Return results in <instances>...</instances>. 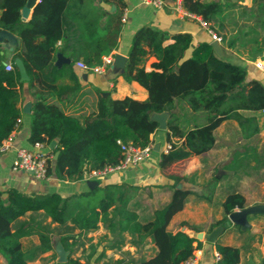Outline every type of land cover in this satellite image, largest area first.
Returning a JSON list of instances; mask_svg holds the SVG:
<instances>
[{
  "label": "trees",
  "instance_id": "1",
  "mask_svg": "<svg viewBox=\"0 0 264 264\" xmlns=\"http://www.w3.org/2000/svg\"><path fill=\"white\" fill-rule=\"evenodd\" d=\"M114 1L120 3L117 2L118 10L102 27L97 10L87 6L89 0H38L27 20L21 18L25 0H0V29L13 32L21 40V45L13 51V68L10 70L4 66L0 48V143L15 129L20 117L17 103L21 82L14 63L17 56L23 60L29 75L28 84L34 88L29 140L33 144H48L57 139L58 145L47 154V174L60 179L86 178L92 170L118 164L122 158L118 140L136 147L151 143V135L158 127V122L150 117L152 112H169L166 141L170 147L160 153L162 167L213 148L214 130L225 119L237 121L244 139L257 138V117L241 111L264 109V83L255 78L246 80V68L217 57L210 42L193 45L190 32L169 34L153 25H143L133 34L123 72L127 78L144 86L148 97L144 100L131 96L101 97L95 111L84 118L65 113L58 101L50 97V90H56L55 82L61 72L53 64L56 43L62 40L63 53L74 58L82 56L80 60L88 65L100 64L102 56L109 54L116 44L122 19L124 3ZM254 1L257 3L253 9L254 25L264 27V0ZM181 3L188 12L201 16L222 40L227 38L223 32L225 24L219 16L220 2L181 0ZM256 26L239 31L259 33ZM254 38L256 43L259 42ZM227 40L231 46L237 41L232 37ZM248 40L243 39L245 43ZM261 49H264V42L252 47L250 52ZM150 56H154V60L147 66ZM70 75L75 77L72 71ZM176 98L183 100L191 111L202 112L203 123L185 129L172 112ZM55 151H58L56 158L52 155ZM233 155H240V160L245 163L243 173L250 168L251 157L261 159L258 166L264 163V153L257 152V145L246 146ZM134 188L126 183L107 182L67 196L57 192L25 194L15 188L9 189L5 198L0 193V253L6 259L5 264H26L22 233L12 231L10 226L12 220L25 211L44 209L59 223L72 219L84 228H94L112 205L120 214L122 225L136 231L141 239L150 235L158 248L155 255L139 264H180L193 254L196 238L184 230L171 231L168 224L184 207L190 191L173 188L166 203L141 219L129 207ZM222 205L225 215L221 221H225L235 207L243 208L247 204L241 192L227 190ZM182 224L195 229L187 222ZM41 238L49 237L42 233ZM216 247L220 253L219 264L238 263V247L221 243ZM65 264L81 263L69 257ZM260 264H264V256Z\"/></svg>",
  "mask_w": 264,
  "mask_h": 264
},
{
  "label": "crops",
  "instance_id": "2",
  "mask_svg": "<svg viewBox=\"0 0 264 264\" xmlns=\"http://www.w3.org/2000/svg\"><path fill=\"white\" fill-rule=\"evenodd\" d=\"M215 1L221 3L222 10L219 16L225 24L223 32L227 38L237 39L234 46L227 43V38L217 41L218 50L214 51L215 55L223 60L244 66L247 70L246 80L255 78L264 83V49L254 50L253 55L250 52L252 47L262 45L264 42V27L254 25L256 23L253 9L256 8L257 3L254 0ZM117 2L89 0L87 6L97 10L99 23L104 27L108 17L118 10ZM122 2L124 9L120 6L123 10L121 16L124 15L125 18L121 19L116 44L109 54L105 55H111L112 58L116 52L128 55L133 34L143 25L156 26L169 34L188 31L192 35L193 45L202 41H211L207 27L202 24L201 16L188 12L182 6L181 0H166L162 7L142 4L139 0H122ZM32 10L33 8L24 20L30 18ZM248 26H256L255 29H258L259 33L254 30L249 33L247 30L239 31ZM241 35L244 37H238ZM15 36L16 43L13 44V49L10 48L9 41L0 42L4 64L11 62L13 51L21 45L20 38L16 34ZM254 37L258 38L259 42L256 43ZM243 39L249 40L245 43ZM62 44V40L56 43L57 51L53 64L61 72L55 82L56 90H50V97L58 101L65 113L84 118L95 111L101 97L131 96L139 100L148 97V91L144 86L136 80L127 78L123 73L108 78L106 75L108 67L101 73L81 68L76 61L82 59V56L74 58L69 53H63ZM60 56L67 58L68 61H59ZM153 60L154 56H150L146 65L148 66ZM71 71L75 77L70 75ZM20 82L17 103L20 109L19 121L9 135L11 147L0 154V193L2 197L5 198L11 188L25 194L57 192L62 196H67L91 190L107 182H117L133 185L135 195L142 193L144 196L142 202L153 205L154 209L169 200L173 188L188 189L190 194L185 205L172 216L168 229L171 231L184 230L196 238L194 241L196 247L193 251L194 264H216L217 243L234 245L239 248L237 264H260L264 256V214L249 215L250 228L242 229L239 225L231 223L222 228L214 241L207 240L206 236L212 229L222 226L227 220L221 221L225 215L222 202L227 190L241 192L247 205L264 202V194L256 201L248 202L247 196L236 187L239 180L223 174L224 158L221 153L229 150L240 151L251 145H257V149H260L261 145L264 147L263 110L241 111L245 115L257 117L259 131L256 139H244L241 137L237 121L225 119L214 130L216 141L213 148L203 154L191 155L175 161L166 167L160 165V153L166 151L167 144H169L166 141V129L157 127L151 137L153 147L156 143L159 144V151L153 149L148 158L124 170H113L102 176L90 178L99 182L90 188L87 178L60 179L53 174L37 178L29 170L13 167V161L19 148L41 150L48 154L58 145L56 138L52 139L55 141L53 147L49 146L51 141L40 145L30 142L31 109L35 100L34 88L28 84V80ZM172 112L179 118L185 129L193 127L196 123L202 124L204 120L202 112L191 111L187 104L178 98L175 99ZM234 138H236V143L233 142ZM250 164L251 161L248 162V165ZM253 173L251 169H248L246 174L253 175ZM142 202L141 204L139 202L138 209L129 204V207L133 208L139 217V210L145 208L142 207L144 205ZM153 209L147 212V216ZM237 209L239 208L235 207L233 210ZM119 217L120 214L112 205L107 209V213L98 219L94 228H84L72 219L59 223L53 220L44 209H37L25 211L12 220L10 226L12 231L22 233L21 244L26 256V264H65L67 260H60L61 247L66 248L67 259L75 258L81 264H139L142 260L155 255L158 248L151 236L146 235L142 239L139 238L136 231L119 222ZM183 222L194 226L195 229L182 224ZM198 232L202 233L201 237L196 236ZM42 233L48 235L49 238L42 239ZM5 262V257L0 253V264H5Z\"/></svg>",
  "mask_w": 264,
  "mask_h": 264
},
{
  "label": "built area",
  "instance_id": "3",
  "mask_svg": "<svg viewBox=\"0 0 264 264\" xmlns=\"http://www.w3.org/2000/svg\"><path fill=\"white\" fill-rule=\"evenodd\" d=\"M166 0H139L142 4H149L154 7H162L165 4ZM124 15H122V20L124 19ZM202 24L205 25L208 29V32L211 37V41H220L221 36L217 34L213 29L209 28L205 21H202ZM113 58L111 55H104L102 57V62L100 64L96 65H88L82 60H77L76 63L78 66H80L83 69H90L94 72L101 73L103 72L109 64L112 62ZM5 68L7 70H10L13 68L12 63L8 62L5 63ZM264 111V109H262ZM121 151H122V158L119 161L118 164L115 166L105 167L98 170H92L87 175V179H90L92 177L102 176L108 172H111L113 170H124L130 165L137 164L144 159L148 158L151 153L153 152V143H149L143 147H136L135 145L131 144L130 142H120ZM37 145H40L42 143H34ZM11 147V140L8 136L0 143V154L5 152L7 149ZM170 147V144H167V149ZM47 159L48 155L47 153L41 151V150H29L25 148H19L16 153V157L13 161V167L16 168H22L25 170L31 171L35 177L37 178H44L47 174ZM215 257L217 260L216 264L218 263V260L220 259V253L219 251L215 252ZM195 256L192 254L185 260H183L180 264H194Z\"/></svg>",
  "mask_w": 264,
  "mask_h": 264
},
{
  "label": "water",
  "instance_id": "4",
  "mask_svg": "<svg viewBox=\"0 0 264 264\" xmlns=\"http://www.w3.org/2000/svg\"><path fill=\"white\" fill-rule=\"evenodd\" d=\"M38 0H25L24 5L21 8V18L24 20L26 19L29 11L31 8H33ZM9 41L10 48L13 49V44L16 43V36L13 34V32L7 30V29H0V42L3 41ZM210 44L213 46L214 51L218 50L217 41L212 40L210 41ZM59 61H68L67 58L60 56ZM127 61V55L121 54L119 52H116L114 54V58L112 62L109 64L107 68V77L113 78L116 75L123 73L125 71V65ZM14 63L18 69L19 72V81H27L29 79V75L27 72V69L25 67V64L23 60L20 57L14 58ZM29 106V104H27ZM27 110V109H25ZM167 112L168 111H161V112H152L150 115L151 119L158 122V127L162 129L167 128ZM55 144L54 140H51L49 146L53 147ZM155 150L159 151V144L156 143L153 147ZM58 151H55L54 158L57 157ZM87 184L90 188H93L96 184H99L98 180L95 179H87ZM251 214H264V202L255 203V204H249L244 206L243 208H239L237 210H232L227 214L228 219L223 223L222 226H217L216 228L212 229L211 232H209L206 236V239L209 241H214L217 237V235L220 233L223 227L228 226L229 224H237L242 229L250 228L251 225L248 221V216ZM197 237H201L202 233L198 232L196 234ZM60 260H67V253L64 248H60Z\"/></svg>",
  "mask_w": 264,
  "mask_h": 264
},
{
  "label": "rangeland",
  "instance_id": "5",
  "mask_svg": "<svg viewBox=\"0 0 264 264\" xmlns=\"http://www.w3.org/2000/svg\"><path fill=\"white\" fill-rule=\"evenodd\" d=\"M236 143V138L233 140ZM253 142V141H252ZM253 144V143H252ZM261 145V144H260ZM252 146V145H251ZM257 152L264 153V147L261 145L260 149H257ZM223 155V174L225 176H233L235 180H239V183L236 185L246 196L249 201H256L258 197L264 194V163H262V167L257 164L261 162L260 158L251 157L249 161L251 164L250 168L254 173L253 175H248L242 172V168L245 163L243 160H240V155L238 157L233 156L231 150L221 152ZM219 155V151L217 152ZM257 155V153H255ZM220 164V163H218ZM137 192V191H136ZM145 192V191H144ZM135 195V189L133 196ZM133 198V197H132ZM144 200V196L142 193L138 194V196H134V199H130L129 204H131L135 209H138V204ZM144 204V202H142ZM142 207H145L143 210H139L140 218H143L153 209V205L149 203H145Z\"/></svg>",
  "mask_w": 264,
  "mask_h": 264
}]
</instances>
